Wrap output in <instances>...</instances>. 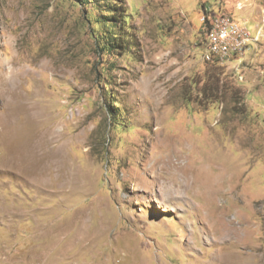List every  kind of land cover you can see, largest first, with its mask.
<instances>
[{
	"label": "rangeland",
	"instance_id": "obj_1",
	"mask_svg": "<svg viewBox=\"0 0 264 264\" xmlns=\"http://www.w3.org/2000/svg\"><path fill=\"white\" fill-rule=\"evenodd\" d=\"M207 15L243 57L203 58ZM6 87L0 264H264V0H0V122Z\"/></svg>",
	"mask_w": 264,
	"mask_h": 264
},
{
	"label": "built area",
	"instance_id": "obj_2",
	"mask_svg": "<svg viewBox=\"0 0 264 264\" xmlns=\"http://www.w3.org/2000/svg\"><path fill=\"white\" fill-rule=\"evenodd\" d=\"M203 58L207 62H221L243 57L254 42L248 28L228 15L205 16L203 18Z\"/></svg>",
	"mask_w": 264,
	"mask_h": 264
},
{
	"label": "bare ground",
	"instance_id": "obj_3",
	"mask_svg": "<svg viewBox=\"0 0 264 264\" xmlns=\"http://www.w3.org/2000/svg\"><path fill=\"white\" fill-rule=\"evenodd\" d=\"M1 92L5 96H7L8 99L10 100V101H7L8 110L5 111L6 113L3 114L2 118H1L2 121L0 122L1 123V127L4 128L3 129L4 131L5 130H10V131H8V135L10 136L11 129H13V128L15 129L16 126H17V123H18L17 122V116H18V112L21 110V104H18L17 98H14V96H17V97L19 96L16 90H12L11 88L6 87ZM19 116H21V115L19 114ZM35 121H36V118H35ZM18 133H19V131H18ZM27 134H29V133H27ZM12 137H13V135H12ZM50 140L52 141V138L49 135H45V136L40 137L37 142L33 141L31 143H26V144H24V146H21V149L19 148V150L20 151L22 150V152H24L23 150H25L24 157H25V159H26V161L28 162V165H29L28 169H27L28 173H30V174L33 173L35 176H40V175L43 174L44 166L42 164L43 163L42 159H44L43 155L45 156V154L41 153L42 149H43L42 145H44V144L48 145L49 142L51 143ZM22 141H23V139H22ZM57 153L54 152L52 155H50V158H51L50 160H58L57 158H59L58 156L60 154L58 155ZM46 157H48V154H47ZM164 163L165 164H162L163 166L169 167V165L166 164V162H164ZM24 166H26V165H24ZM29 178H31V177H29ZM38 178H40V177H38Z\"/></svg>",
	"mask_w": 264,
	"mask_h": 264
}]
</instances>
